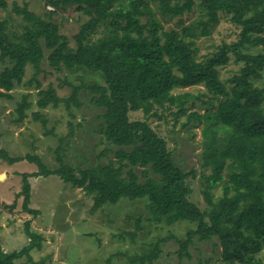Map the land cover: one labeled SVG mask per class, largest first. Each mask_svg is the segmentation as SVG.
Here are the masks:
<instances>
[{
	"label": "trees",
	"instance_id": "1",
	"mask_svg": "<svg viewBox=\"0 0 264 264\" xmlns=\"http://www.w3.org/2000/svg\"><path fill=\"white\" fill-rule=\"evenodd\" d=\"M51 4L61 10L74 7L87 18L73 35L75 45L61 31L62 24L53 20L52 12L44 17L28 3H15L17 15L0 18V60L5 64L0 70V95L13 98L11 91L23 84L27 66L32 64L35 74L27 83L36 81L39 88V109L33 116L46 126L41 109L62 103L68 109L80 108L79 92H89L90 101L102 109L95 132L101 134L100 143L107 145L97 158L108 153L109 145L115 148L114 158L90 163L84 157L75 168L64 161L65 150L60 155L58 146L59 165L50 168L35 155L8 156L0 148V154L12 163L27 158L39 164V171L22 174L23 189L18 195L24 196V209L40 214L29 207V178L57 175L73 188L92 194L93 211L124 198L128 202L145 199L151 224H188L180 257L191 256L188 248L198 235L221 247L216 264H264V85L257 84L264 74V0H51ZM7 8L8 1L0 0V11ZM192 12L196 16L186 22L183 16ZM176 18V25L166 26ZM223 18L238 27V38L222 40L200 57L197 41L212 36ZM45 59L58 72L85 70L102 82L75 85L66 81L72 87L69 96H61L52 84L41 88L37 77L47 70L42 66ZM231 61L239 68L223 80L220 67ZM199 85L213 99L222 96L214 109L203 114L189 112L194 94L174 92ZM30 97L31 93H23L16 100V122H22L34 105ZM213 99L208 101L212 106ZM132 111H142L148 118H162L168 112L176 120L187 114L188 122L203 124L201 158L208 170L200 177L199 189L207 207L194 200L195 168L178 158L176 149L148 119L132 120ZM69 135H75L73 122ZM220 182L223 194L217 196ZM127 218L136 219L137 230L145 227L140 217L128 214ZM27 234L30 241L21 251L6 252L0 239V264H17L23 254L43 248L40 233L30 226ZM125 235L134 240L136 230L119 237L125 239ZM160 251L156 244L136 257L122 251L113 256L122 253L135 264H152Z\"/></svg>",
	"mask_w": 264,
	"mask_h": 264
},
{
	"label": "rangeland",
	"instance_id": "2",
	"mask_svg": "<svg viewBox=\"0 0 264 264\" xmlns=\"http://www.w3.org/2000/svg\"><path fill=\"white\" fill-rule=\"evenodd\" d=\"M7 1L8 8L0 11L1 19L17 15L13 11L15 3L20 5L28 3L32 11L44 17L52 12L53 20L62 24L61 31L69 36L73 45L76 42L73 35L79 32L81 24L87 19L74 7H68L67 10L56 9L51 4V0ZM195 16L196 13L192 12L185 14L183 18L188 22ZM177 21L176 18L166 26L176 25ZM238 32V27L228 19H221L212 36L200 38L197 41L200 57L222 40L228 42L236 40ZM48 53L49 51H46V56ZM47 65L48 61L45 59L42 66L47 70L37 77L42 83L41 88H47L52 84L61 96H69L72 92V87L66 81L75 85L83 82L86 85L97 81L102 82L97 74L85 70L73 73L66 70L58 72ZM4 66L5 64L0 60V70ZM238 68L239 65L234 64L233 61L221 66V78L228 79ZM34 74L35 67L29 64L23 76V84L17 85L11 91L13 98L0 95V148L5 150L8 156L35 155L50 168H56L59 165L58 146L62 147L60 155L65 150L64 161L75 168L84 161V157H89L90 163L97 161L106 163L114 158L115 148L110 145L108 153L100 159L97 158L107 145L100 143L101 134L95 132L99 129L97 115L102 109L90 101L89 92L83 90L79 92L82 100L80 108L68 109L62 103L58 107L49 106L41 109L40 112L47 119L46 126L43 120L34 118L33 113L39 109L36 106L39 88L36 87V81L32 84L27 83ZM257 82L260 86L264 85V74ZM1 91H3L2 87H0ZM185 91H190L196 96L192 100L194 106L189 109V112L198 110L202 114L206 113L210 108L214 109L222 99V96L213 99V95L208 93L203 85L177 88L174 92L184 93ZM23 93H31L30 100L34 105L26 110L27 117L22 122H16L19 116L16 111V100ZM210 99H213V106L208 103ZM167 113L162 118L155 116L148 118L142 111H132L130 118L132 120L148 119L151 126L167 139L169 146L176 149L175 154L178 158L189 163L190 168H195L197 174L195 178H192L195 187L194 200L201 208L207 207L205 197L199 189L200 177L208 170L201 158L204 150L203 124H197V121L188 122L187 114L176 120L172 114ZM70 122L75 124L73 137L69 135ZM81 122L82 126L77 125ZM48 130L53 132L48 133ZM8 156L0 154V239L3 249L6 252L21 251L30 241L27 234L30 226L31 230L40 233L43 239L41 250L34 249L29 253L30 255L23 254L16 259L17 264H135L128 255L136 257L137 252H147L150 245L156 244L160 246L161 251L152 264H216L215 260L220 256L221 247L215 248L213 241H202L198 235H194V243H191L188 248L191 256L184 254L180 257L181 242L186 239L188 224L184 222L171 225L155 223L161 226L151 224L149 221L151 215L145 207V199L128 202L127 198H124L121 200L123 202L107 204L106 207L93 211V195L81 187L73 188L57 175L29 178L31 182L29 207L40 210V214L35 215L24 209V196L18 193L22 194V174L39 171V164L27 158L12 163L8 160L10 158ZM184 164L187 166L186 163ZM222 184L220 182L215 189L217 196L223 194ZM128 214L140 217L145 227L137 230L136 219H128ZM135 230L134 240L127 235L125 239L119 237L121 233ZM171 235L173 237H170ZM167 237L170 238L165 239ZM118 251L128 252L126 253L128 255L119 253L114 257L113 253Z\"/></svg>",
	"mask_w": 264,
	"mask_h": 264
}]
</instances>
